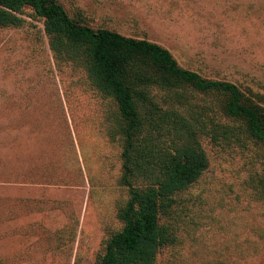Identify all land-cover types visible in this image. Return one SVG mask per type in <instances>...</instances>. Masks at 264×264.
I'll use <instances>...</instances> for the list:
<instances>
[{"label":"rangeland","instance_id":"rangeland-1","mask_svg":"<svg viewBox=\"0 0 264 264\" xmlns=\"http://www.w3.org/2000/svg\"><path fill=\"white\" fill-rule=\"evenodd\" d=\"M58 1L74 21L159 44L264 108V0ZM21 17L0 28V264H96L128 199L116 106L54 58L43 20ZM186 93L205 129L236 124L223 97ZM239 132L200 135L208 168L163 216L173 240L155 264H264V147Z\"/></svg>","mask_w":264,"mask_h":264},{"label":"trees","instance_id":"trees-1","mask_svg":"<svg viewBox=\"0 0 264 264\" xmlns=\"http://www.w3.org/2000/svg\"><path fill=\"white\" fill-rule=\"evenodd\" d=\"M25 9L43 20L54 58L82 67L91 86L116 106L120 184L128 199L118 214L123 226L107 239L96 264H155L173 240L163 216L208 168L200 135L237 141L241 130L245 140L264 147V108L233 83L180 67L159 44L74 21L58 0H0V28L21 26ZM188 90L223 97L222 117L236 124L212 122L205 129L204 109H184Z\"/></svg>","mask_w":264,"mask_h":264}]
</instances>
